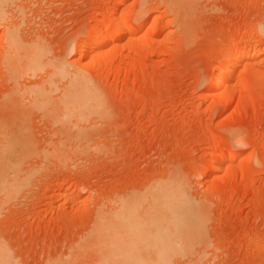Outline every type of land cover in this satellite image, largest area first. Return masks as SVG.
Here are the masks:
<instances>
[{
    "label": "rangeland",
    "instance_id": "1",
    "mask_svg": "<svg viewBox=\"0 0 264 264\" xmlns=\"http://www.w3.org/2000/svg\"><path fill=\"white\" fill-rule=\"evenodd\" d=\"M0 16V264H120L130 238L118 245L119 231L96 224L160 184L178 189L203 232L163 264H264V0H5ZM116 25L102 50L77 51ZM12 32L33 45L18 66ZM37 50L46 65L25 70ZM242 51L261 54L213 87ZM55 64L64 77L50 76ZM74 78L97 111L62 120ZM162 241L139 240L144 264Z\"/></svg>",
    "mask_w": 264,
    "mask_h": 264
},
{
    "label": "bare ground",
    "instance_id": "2",
    "mask_svg": "<svg viewBox=\"0 0 264 264\" xmlns=\"http://www.w3.org/2000/svg\"><path fill=\"white\" fill-rule=\"evenodd\" d=\"M1 1L5 2V0L4 1L1 0ZM2 2H0V4ZM120 19H122L120 21L123 23L122 25H124V27L131 25L134 30L136 29V28H134L135 26H134V23L131 20V18L129 19V17H126L125 15H123L122 17H120ZM100 22H101V20H100ZM97 23H99V22H97ZM117 23H118V21H117ZM122 25L121 26L119 25L120 27H118L116 25L118 27L117 29H114V31H111L105 35H100L98 32L99 35L95 36L96 38H93L91 40H89V37H87L88 39L85 42H79V44L77 45L78 47L76 46L77 51L81 50V52H83L82 49L88 48L90 45H93L92 47L93 48L95 47L96 50L97 49L102 50V48H104L110 41L121 36V34H122L121 28H123ZM143 27H144V24L140 23L138 25L139 30H141ZM94 29H96V28H94ZM132 30L130 29V31H132ZM137 32H138V30H137ZM13 33L14 32L11 33L12 35L10 34L11 36L9 37L10 40H8V47H9V51H10L12 57L15 59V56H16L15 64L18 66V65H20V62L17 60V55L20 53L22 54L24 52H26V54H27V52L31 53L33 51L31 49V46H33V45H31V43H30L28 46L29 48H27L26 46H24V44L20 43V41L16 35V32H15V34H13ZM143 42H144L143 47L145 46L144 47L145 49L147 47H149L147 42H145V41H143ZM234 45H235V43H234ZM259 54H261V51L256 52V53H250V52H243L242 51L239 55L238 54L233 55L230 58L228 65H226V67L224 69H222L221 71L217 72L215 79L213 81V87H215L216 89H220L224 85L225 80L232 73V71L235 68L234 66L238 62H240V61L244 62V61L255 59L259 56ZM43 55H44L43 52H41L40 50L33 52L32 58L29 59L25 63L23 68H25V70H27V69L28 70H36L37 69L39 72L40 67L44 66V64L46 65V63L41 64V58L43 57ZM101 58H103V57H101ZM112 59H113V57H112ZM102 60H104V59H102ZM109 60H111V59H108V61ZM103 63H105V62H103ZM50 67H51L50 76L54 75L56 77H64L66 75L63 64H55V65L50 66ZM87 83L84 81V79H82V80L81 79L79 80L78 78L73 79V82H71V84L75 86V89L73 87L74 91L72 90V91H70V93H67V95L66 94L63 95L62 99L63 98L64 99L60 102V104L58 106V109H60L59 110V112H60L59 117L62 120H64V119L67 120V118H70V116H74V115L77 117V116L92 115V114L96 113L97 107L95 106V102H96L95 95L92 91H90V87H88L89 85ZM71 92H73V94H71ZM216 96H217V100H218V102H220V104H222V105L227 104V102H228L227 97L222 96L219 93ZM37 106L35 108H37V109H38V107L40 109L42 108L41 111L45 112L44 108H43L44 106L43 107H41V106L37 107ZM55 107H57V106H55ZM40 109H38V110H40ZM54 109H56V108H54ZM59 112H58V114H59ZM43 114H45V113H43ZM45 115L47 116L48 114H45ZM49 116H50V114H49ZM49 116H48V118H50ZM58 122L59 121H57V123ZM62 122L63 121H61V123ZM67 123H65V125ZM62 125H64V123H62ZM236 156L237 155L236 154L234 155V153L233 154L229 153L228 156H226L220 160L219 164H225V163L231 162L236 158ZM2 164L8 167V165H6L5 163H1L0 165H2ZM4 167L0 166V172H1V168H4ZM4 169H6V167ZM4 169H3V171L4 172L6 171L5 174H7V170H4ZM8 170H9V168H8ZM1 177H3L2 172H1ZM3 183L1 185H3ZM149 190H151V191H149ZM149 190H147L148 192L145 191L146 194L141 193L143 196L144 195L146 196L148 193L147 196L149 198V200H148V198L146 197L147 198L146 201L147 202L149 201L147 203L148 206L145 205L146 206L145 208H147V209L143 208L144 211L148 210V214H147V212H144L145 218L143 216H139V214H138L139 213L138 208L141 205L140 201L142 200L141 203H143L145 200L143 201V199H144L143 197H142L143 199H141V198L138 199L140 196H139V194H137L138 196L137 195L135 196V198L137 197L136 199L133 198L132 200H126V201L124 200L122 203L119 202L121 204L120 205L118 204L119 205V207L117 208L118 212H115V214H113V217H111L109 219L107 218L106 220L103 219V221L101 220V222H98L96 224V227L94 226L96 228V230L98 231V233L99 234L101 233V235L103 232V235L108 236L109 231L112 232L115 229H116V231H119L120 233L115 232L116 234H114L112 232V235L109 233V238L113 237L115 242L118 245H120L119 239L122 238L121 236L122 235L125 236L126 234L128 235V236L126 235V238H128V237L130 238V241L128 239L130 246H128L129 248L123 253L122 256H120L121 258H124V260H122L120 262V264H144L143 259H146L147 254H146V256H142V258H139V257H141L142 253L138 252L139 249L137 247L139 244H137V243L139 242V240H141L144 243V241L147 239V237L163 238V241L161 243H158V246H156V245L154 246V247H156V253L158 255H155V253L153 254L156 257H158L157 258L158 260H156L154 263L155 264L156 263L157 264H163L165 262V259H163V258H166L165 256H167L169 254L168 252H174L175 253V251H176V253L179 252L178 255L179 254L181 255V252L183 253V251L184 250L186 251L188 248L186 246L189 243L188 240L191 239V242H193V236L196 235L197 232H199L198 230H200V229H201V231L198 233L197 236H200L199 234L203 233L202 227L200 228V226H201L200 225L201 221H199L200 218L196 217V215H195V214H197V213H195L196 211H194L195 208L192 207L190 203L185 201L184 197L182 196V194L178 191V189L175 186H173L171 184H165V185L160 184L159 186L157 185L154 188L151 187ZM131 198H132V196H131ZM127 199H130V197ZM143 209L141 208L140 211H142ZM140 214H141V212H140ZM142 214H143V212H142ZM147 215H150V216H147ZM200 220H202V219H200ZM147 229H149V230L146 232ZM150 229L152 230V233H149ZM107 230H108V232H107ZM120 230H122L123 233H121ZM124 231L126 232V234L124 233ZM117 233L120 236V237L117 236L118 238L116 237ZM195 238L196 237H194V239ZM202 238H203V235H202ZM139 243H141V242H139ZM144 249H140L139 251L144 250ZM146 250H148V249H146ZM157 250H158V252H157ZM154 251H155V249H154ZM152 252H150V253L152 254ZM139 253H140V255H139ZM145 253H149V252L146 251ZM166 253H168V254H166ZM137 254L139 257L137 256ZM143 255H145V254H143ZM115 256H117L116 253H115ZM115 264H117V263H115Z\"/></svg>",
    "mask_w": 264,
    "mask_h": 264
}]
</instances>
